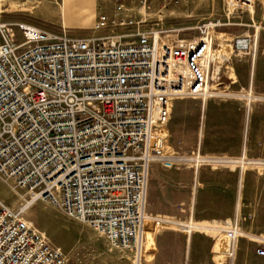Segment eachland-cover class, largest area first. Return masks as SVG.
I'll list each match as a JSON object with an SVG mask.
<instances>
[{
  "label": "built area",
  "instance_id": "built-area-1",
  "mask_svg": "<svg viewBox=\"0 0 264 264\" xmlns=\"http://www.w3.org/2000/svg\"><path fill=\"white\" fill-rule=\"evenodd\" d=\"M115 1L120 11L124 0ZM131 26L125 19L102 15L93 30ZM228 26V19H207L194 27L137 32L129 42L121 35L70 39L0 11V179L26 195L17 210L0 200V264H68L48 237L24 219L33 203L50 204L111 247L132 252V264H143L145 220L157 231L187 236L201 229L192 219L178 222L146 214L151 164L189 167L192 199L203 167L264 175V159L245 153L211 157L199 149L177 155L167 143L172 101H204L222 86L212 63L206 65V55L217 31ZM250 27L252 58L264 26ZM190 31L195 34L186 36ZM16 32L19 44L13 39ZM210 82L215 89L207 88ZM236 231L237 239L255 242V254L264 258L263 237ZM227 255L230 262L229 251Z\"/></svg>",
  "mask_w": 264,
  "mask_h": 264
},
{
  "label": "crops",
  "instance_id": "crops-1",
  "mask_svg": "<svg viewBox=\"0 0 264 264\" xmlns=\"http://www.w3.org/2000/svg\"><path fill=\"white\" fill-rule=\"evenodd\" d=\"M32 1L24 0L22 4L29 6ZM37 3L31 5L30 11L41 9L44 14L53 15L55 24L65 34L73 27L92 29L100 16L110 15L98 0H53L52 3L41 0ZM144 18L145 9L141 11L138 7L130 22ZM261 34L256 55L250 59L248 67L245 61L237 66L238 71H242L240 83L244 85L239 87L244 90L247 85L245 95L229 92V86L218 77L222 86L214 96L204 101L198 97L172 101L166 132L167 143L174 154L190 155L199 149L203 155L211 157L238 158L245 153L250 159H264V120L253 121L251 118L257 106L264 109V86L257 83L256 73L261 56L258 50ZM261 54L264 57V52ZM192 181L189 167L168 169L158 163L150 165L146 214L178 222L192 219L201 229L190 236L165 229L155 232L153 224L147 220L143 231V264H264V258L254 252L256 243L242 237H238L233 260L229 262L228 245L221 235V231L234 222L244 234L264 238V175L250 169L239 173L236 167H203L197 175L198 189L194 199L191 198ZM25 202L24 194L16 209ZM56 211L64 215L60 210ZM242 239L250 242L253 248L239 260L238 248ZM126 252L131 256L132 264L134 254Z\"/></svg>",
  "mask_w": 264,
  "mask_h": 264
},
{
  "label": "rangeland",
  "instance_id": "rangeland-1",
  "mask_svg": "<svg viewBox=\"0 0 264 264\" xmlns=\"http://www.w3.org/2000/svg\"><path fill=\"white\" fill-rule=\"evenodd\" d=\"M22 1L24 0L15 2L0 0V11L8 14L14 21L27 20L42 28L45 27L50 32H62L61 28L55 24L53 15L44 14L41 9L35 12L30 11V7L36 6L37 2L32 1V6H28L22 4ZM43 1L53 2V0ZM98 2L102 6L104 5L113 18H125L127 21L134 17V11L137 12L138 7L143 6L145 18L139 22L131 21L134 26L115 30L95 31L93 28L86 27L68 28L66 31L68 38L103 39L120 34L124 37L125 42H129L134 39L137 32L148 29L194 27L197 23L207 19H228L231 26L219 29L214 37L211 70L215 72L216 77L225 81L229 86V92H237L236 94L239 95L246 94L247 85L244 90L239 87L244 85H241L242 82L240 83L239 76L242 71L239 72L237 66L241 65L242 61H245L247 67L249 65L251 56L247 39L251 36L252 31L248 25L254 22L256 25L264 26V0H251L249 11L254 15H250L244 8L228 5V2L239 4V0H146L144 5L141 4V0H124L120 11L115 0H98ZM63 7L66 10V5ZM128 14L131 16H127ZM193 34H195L194 31H190L186 33V36ZM13 39L16 44L21 42L17 32ZM258 50L261 53L264 52V32L261 34ZM261 53L256 73L257 83H263L262 86H264V57ZM262 75L263 77H261ZM251 118L253 121H263L264 109L257 106ZM252 173L256 175L254 172ZM24 194L23 191L16 190L12 184L0 179V200L9 208L17 210L16 207L21 203ZM56 210L48 203L36 202L27 209L23 217L48 237L52 246L58 248L65 255L68 264H131V256L125 250L111 247L93 229L71 221ZM231 226L227 229H231ZM252 248L250 242L242 239L238 248L239 260H243L245 255L252 251Z\"/></svg>",
  "mask_w": 264,
  "mask_h": 264
},
{
  "label": "bare ground",
  "instance_id": "bare-ground-1",
  "mask_svg": "<svg viewBox=\"0 0 264 264\" xmlns=\"http://www.w3.org/2000/svg\"><path fill=\"white\" fill-rule=\"evenodd\" d=\"M239 4L237 3H231V2H228V5L229 6H238V7H241V8H244L246 9L247 11H249L250 9V4L252 3L251 0H239ZM16 7V6H14ZM140 10H144V7H140ZM212 51L213 49H210V51L207 53L206 55V65L210 66L211 64V59H212ZM218 56V55H217ZM220 56V55H219ZM207 88L209 89L208 85H207ZM147 220L144 221V224H143V231H144V225L146 223ZM237 225L233 222L232 226H231V229H226V230H222L221 231V235L224 237V239L226 240L227 242V245H228V248L227 250L229 251V255H230V261L233 260V257H234V252H235V243L237 241Z\"/></svg>",
  "mask_w": 264,
  "mask_h": 264
}]
</instances>
